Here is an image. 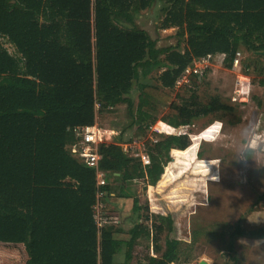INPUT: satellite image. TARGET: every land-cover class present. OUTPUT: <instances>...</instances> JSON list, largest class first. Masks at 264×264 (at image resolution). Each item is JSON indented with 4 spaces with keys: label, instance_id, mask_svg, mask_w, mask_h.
<instances>
[{
    "label": "trees",
    "instance_id": "trees-1",
    "mask_svg": "<svg viewBox=\"0 0 264 264\" xmlns=\"http://www.w3.org/2000/svg\"><path fill=\"white\" fill-rule=\"evenodd\" d=\"M156 4L159 28L176 29L174 44L159 45L137 23ZM239 51L247 53L245 71L264 86V0H0V242L22 244L24 264H114L124 245L123 264H130L137 240L151 237L139 222L142 206L131 185H155L172 150L187 148L190 137L158 134L144 144L149 163L143 165L123 150L119 134L99 142L98 164L87 166L71 151L79 141L73 128L125 104L126 127L143 134L155 121L147 96L170 100L154 89H173L193 59L222 54L231 67ZM153 72L157 84L147 79ZM135 82L143 94L138 104L131 96ZM218 104L212 98L210 109L221 110ZM170 106L175 111L162 120L175 129L200 114L185 103ZM112 194L132 197L136 217L127 239L96 217V203ZM155 217V232L163 220L172 228L169 215ZM235 229L264 235V225ZM178 244L167 237L161 254L147 255L145 264L176 261Z\"/></svg>",
    "mask_w": 264,
    "mask_h": 264
},
{
    "label": "rangeland",
    "instance_id": "rangeland-1",
    "mask_svg": "<svg viewBox=\"0 0 264 264\" xmlns=\"http://www.w3.org/2000/svg\"><path fill=\"white\" fill-rule=\"evenodd\" d=\"M161 17L156 4L136 18L159 45L174 44L176 29L159 28ZM246 56L239 51L238 62L231 67L224 66L222 54L210 56L202 63L208 64L205 74L195 83L189 81L171 90L154 89L155 93L169 95L170 100L147 96L145 108L151 109L155 121L144 128L143 134L126 127L129 117L125 104L97 114L96 123L104 129L105 142L120 134L123 150L134 154L147 141L158 138L163 117L175 111L171 102L174 106L185 103L190 112L200 113L191 124L171 131L186 132L191 144L184 150H172L173 158L157 183L152 186L136 180L131 185L130 191L142 206L139 222L151 230V237L137 240L130 264H145L147 255L159 256L167 237L179 240L178 259L169 264H264V235L258 238L235 231L238 225L243 230L264 225V86L254 72L245 71ZM156 76L153 72L147 79L157 84ZM131 96L135 104L143 96L137 82ZM212 98L218 100L221 110L210 109ZM241 129L251 132L243 136ZM131 206V198L112 195L99 201L95 214L100 222L108 221L120 228L116 236L126 239L136 217L135 213L130 216ZM155 215H169L172 228L168 229L163 220V230L155 232L153 224L160 221ZM4 247H0V258L5 257L6 264L26 262L22 244ZM124 249L122 245L114 264H123Z\"/></svg>",
    "mask_w": 264,
    "mask_h": 264
},
{
    "label": "built area",
    "instance_id": "built-area-1",
    "mask_svg": "<svg viewBox=\"0 0 264 264\" xmlns=\"http://www.w3.org/2000/svg\"><path fill=\"white\" fill-rule=\"evenodd\" d=\"M239 52L236 53L235 58L233 60V64H237ZM210 55L200 57L197 59H193L189 65L183 70L181 75L176 79L175 86L182 85L183 83L187 84L190 81V77L195 75L201 78L205 72L207 65L203 66L202 63L205 62ZM162 128H160L159 133H172L170 129H175L171 124L166 121H162ZM104 129L99 127L95 122L92 125H83V126H75L73 128V132L76 136L79 137V141L71 146V151L78 156L87 166H97L98 160L100 159V154L97 152V145L99 142L105 141L104 139ZM170 130V131H169ZM108 136H105L107 138ZM139 151V150H138ZM135 152L134 156L140 158L143 165L149 163V157L144 149L139 152ZM101 174L97 175V183L102 184ZM102 192H98L97 196L100 197ZM99 206V202L96 203V207Z\"/></svg>",
    "mask_w": 264,
    "mask_h": 264
},
{
    "label": "crops",
    "instance_id": "crops-1",
    "mask_svg": "<svg viewBox=\"0 0 264 264\" xmlns=\"http://www.w3.org/2000/svg\"><path fill=\"white\" fill-rule=\"evenodd\" d=\"M210 126H213V125H210ZM208 127H209V126H208ZM208 127H207V128H208ZM204 131H205V130H204ZM189 146H190V145H189ZM185 149H186V148H185ZM176 150H179V149H176ZM172 155H174V154L171 153V156H172ZM172 158H173V156H172ZM172 158H171V160H172ZM171 160H170V161H171ZM170 161H169V162H170ZM147 185H150V184H147ZM152 186H154V185H152ZM112 195H113V194H112ZM113 197H116V196H113ZM117 197H118V198H131V199H132V197H119V196H117ZM131 210H132V206H131ZM132 215H133V213L131 212L130 216H132ZM126 239H127V237H126ZM6 245H9V244H8V243H1V242H0V247L6 248V247H4V246H6ZM0 249H1V248H0ZM4 250H5V249H4ZM2 254H5V252H2ZM0 255H1V254H0ZM1 257H2V256H1ZM3 258H4V259H3ZM5 259H6L5 257L0 258V264H4V262H5V264H6ZM171 263H173V262H171Z\"/></svg>",
    "mask_w": 264,
    "mask_h": 264
},
{
    "label": "clouds",
    "instance_id": "clouds-1",
    "mask_svg": "<svg viewBox=\"0 0 264 264\" xmlns=\"http://www.w3.org/2000/svg\"><path fill=\"white\" fill-rule=\"evenodd\" d=\"M251 132V130L249 129H241L240 130V134L243 135V136H247L249 133Z\"/></svg>",
    "mask_w": 264,
    "mask_h": 264
},
{
    "label": "water",
    "instance_id": "water-1",
    "mask_svg": "<svg viewBox=\"0 0 264 264\" xmlns=\"http://www.w3.org/2000/svg\"><path fill=\"white\" fill-rule=\"evenodd\" d=\"M256 53H263V52H256ZM202 264H204V262Z\"/></svg>",
    "mask_w": 264,
    "mask_h": 264
}]
</instances>
